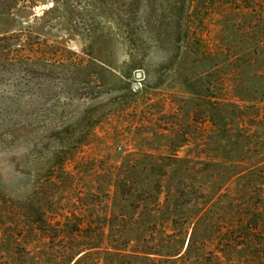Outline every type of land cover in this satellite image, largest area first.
Returning a JSON list of instances; mask_svg holds the SVG:
<instances>
[{"label": "rangeland", "instance_id": "374dc122", "mask_svg": "<svg viewBox=\"0 0 264 264\" xmlns=\"http://www.w3.org/2000/svg\"><path fill=\"white\" fill-rule=\"evenodd\" d=\"M221 3L0 0V264H34L25 246L40 264H66L74 245L96 247V264L107 244L126 248L118 264H185L161 255L184 253L192 234L188 264H264V104L250 102L259 85L248 80L262 66L229 52L235 24ZM174 23L172 65L163 28ZM199 34L224 53L201 63ZM163 156L184 158L165 185L177 227L151 215L111 224L127 215L116 181L140 188L172 163ZM80 224L93 238H55Z\"/></svg>", "mask_w": 264, "mask_h": 264}, {"label": "trees", "instance_id": "16d2710c", "mask_svg": "<svg viewBox=\"0 0 264 264\" xmlns=\"http://www.w3.org/2000/svg\"><path fill=\"white\" fill-rule=\"evenodd\" d=\"M220 5V15H231L230 21H234L233 31H232V42L229 46V52L233 51L234 49L236 55H242L244 60H247L246 64L248 65L249 69L252 67L254 68L255 65L262 66L261 69H254L255 72H250L241 68L242 66H237L235 68L236 73L241 74L244 72L249 73V82L250 84H258L259 89L254 90V87H251V103L254 104H264V0H221ZM227 8V9H226ZM222 9H226V11H222ZM229 12V13H227ZM179 24H170V26H166L164 29L168 35L171 37L169 38L170 41H173L172 47L173 51L175 52V56H170L169 62L170 64L174 65L176 60L179 58L181 50L183 49V41L180 38V34H177L179 31ZM187 27V26H186ZM187 31L189 34L190 28L187 27ZM204 33V32H202ZM189 38V37H188ZM154 40L160 41L157 37H154ZM198 41L200 42L201 52H199L198 60L203 63L208 57H212L214 54H223V49L219 48L217 45L211 46L206 34H199ZM191 40L184 41V43H190ZM228 46V45H227ZM240 50V52H239ZM243 61L239 60L238 62ZM236 64V61L232 62ZM207 74H202V79L206 77ZM133 90V89H131ZM211 98H214L210 96ZM219 100V98H216ZM221 103V102H218ZM211 116L208 117V122L212 124L213 127H218L216 118H221V112L213 113L210 112ZM258 118L261 117V114H257ZM221 129V127L219 126ZM172 160L170 164H163V166H159L158 168L154 167V178L150 181L144 180L143 184L140 188L130 182L129 178L122 177L116 181L115 193L117 199L119 200V205L122 206L123 211H127V215L123 214H113L110 215L107 219L108 221L113 224L117 221H126V223L139 221L140 219L144 218L145 216L150 217V220H155L153 225L156 227L158 224V220L160 217L164 216L167 220L168 228L172 229L177 227V222H175L174 208L172 204V199L175 197L176 191H172L171 188H168L166 192V186L169 182L170 175L172 173L173 167L176 163H181L184 161V158H180L178 156H163L162 161L165 160ZM175 162V163H174ZM157 166V165H156ZM147 181V182H146ZM148 211V213H146ZM33 217L38 221L36 223L46 224V222L42 219L40 211L32 212ZM149 220V221H150ZM176 223V224H175ZM129 225V224H128ZM83 224H80L76 227V230H69V231H61L60 233L55 236V238L61 239H69V240H77L78 238H93L95 232L90 230H85L83 228ZM29 231L30 235H36L38 230L31 229ZM40 232H38L39 234ZM42 233V232H41ZM106 233V234H105ZM53 234L48 232L45 236L44 240L50 238L53 239ZM103 235L105 239L109 240V235L107 232L103 231ZM194 236L195 234L191 235V238L187 244V248L183 253L184 243L181 246L171 245L169 252L166 255L157 254L155 252L148 253L149 255H161L166 257L168 262L171 261H179L185 262L188 264V258L191 251L195 247L194 243ZM48 237V238H47ZM106 240V241H107ZM71 245V244H70ZM107 244L104 247V258L96 259V264H118L115 259L125 255L124 252L126 248H121L120 246H109ZM36 248V247H35ZM34 247L25 246L22 248L24 252V257L33 259L34 264H40V261L36 258L37 250ZM96 247H87L84 250L79 248V246H73L72 248L63 247L64 255H71V260L68 261L66 264H71L75 259L73 264H93L94 259H89L91 256V251ZM74 249H79L75 250ZM58 251V250H57ZM36 258V259H35ZM95 264V263H94Z\"/></svg>", "mask_w": 264, "mask_h": 264}, {"label": "water", "instance_id": "95a60500", "mask_svg": "<svg viewBox=\"0 0 264 264\" xmlns=\"http://www.w3.org/2000/svg\"><path fill=\"white\" fill-rule=\"evenodd\" d=\"M139 76H141V74Z\"/></svg>", "mask_w": 264, "mask_h": 264}]
</instances>
